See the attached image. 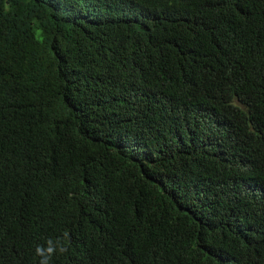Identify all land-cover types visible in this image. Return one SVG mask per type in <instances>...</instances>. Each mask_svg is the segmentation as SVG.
<instances>
[{"label":"trees","instance_id":"1","mask_svg":"<svg viewBox=\"0 0 264 264\" xmlns=\"http://www.w3.org/2000/svg\"><path fill=\"white\" fill-rule=\"evenodd\" d=\"M50 239L264 264V0H0V264Z\"/></svg>","mask_w":264,"mask_h":264},{"label":"clouds","instance_id":"2","mask_svg":"<svg viewBox=\"0 0 264 264\" xmlns=\"http://www.w3.org/2000/svg\"><path fill=\"white\" fill-rule=\"evenodd\" d=\"M64 235L65 237H67L68 234L65 233ZM66 251L67 248L64 246L63 243L57 242V244H54L51 239L47 241L46 248L43 245H37L36 248L37 255L42 257V259L40 260V264H50L53 255H55L57 252L63 254Z\"/></svg>","mask_w":264,"mask_h":264}]
</instances>
